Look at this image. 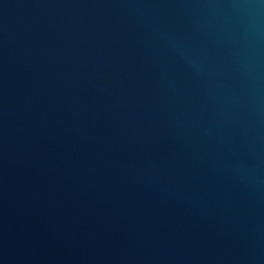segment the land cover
Returning a JSON list of instances; mask_svg holds the SVG:
<instances>
[{
    "label": "water",
    "instance_id": "obj_1",
    "mask_svg": "<svg viewBox=\"0 0 264 264\" xmlns=\"http://www.w3.org/2000/svg\"><path fill=\"white\" fill-rule=\"evenodd\" d=\"M0 264H264V0H0Z\"/></svg>",
    "mask_w": 264,
    "mask_h": 264
}]
</instances>
